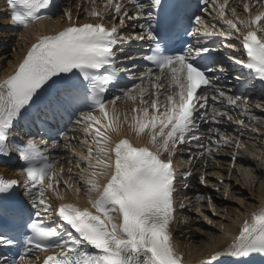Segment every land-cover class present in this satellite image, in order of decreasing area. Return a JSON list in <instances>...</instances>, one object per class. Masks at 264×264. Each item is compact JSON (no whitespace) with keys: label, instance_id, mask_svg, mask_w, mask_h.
<instances>
[{"label":"snow or ice","instance_id":"snow-or-ice-1","mask_svg":"<svg viewBox=\"0 0 264 264\" xmlns=\"http://www.w3.org/2000/svg\"><path fill=\"white\" fill-rule=\"evenodd\" d=\"M90 2L93 7L88 15L98 22L69 23L56 34L38 36L15 70L0 80V158L18 153L24 162L21 175L31 183L25 195L31 198L35 209L34 218L26 223L22 213L9 211L2 205L0 216H10L14 223L23 224L30 231L25 237L30 248L50 253L42 258L41 264H183V257L172 242L170 227L176 190L173 156L178 145L200 139L195 134L196 120L206 119V113L199 110L206 108L209 89L214 87L208 76L213 69L201 61L212 49L189 46L180 53L169 54L171 33L178 25L167 20L161 22L163 0H151L147 8L142 0H128L135 9L132 13L122 0H103V7L99 9L96 0ZM204 2V11H207L209 0ZM7 4L11 21L27 28L43 19L38 13L50 9L53 0H7ZM229 5L230 0L222 3L211 0V7L223 21L218 33L209 30L199 15L194 16V23L204 29L205 36L218 34L228 39L235 36L246 60L232 57L233 61L264 83V10L253 15L254 10L264 9V0H242L243 12L248 17L245 20H240L237 8ZM174 7L178 19L185 6L182 0H176ZM228 12L234 19L225 18ZM64 16L71 22V11H65ZM106 20L113 21L111 27L106 26ZM126 21L132 22L133 29H141L128 39L151 42L149 54L142 59L154 68L141 73L140 82L125 88L123 97L106 100L117 75L113 69L115 51L125 39L119 32ZM228 47L239 51L236 44ZM219 71L225 69L220 67ZM215 91L218 96H212L213 101L225 97L224 91ZM122 98L134 104L130 119L127 112L121 113L116 107ZM247 99L227 97L229 105H237L241 100L247 105ZM38 102L53 118L60 112L82 106L91 109L82 112L77 120L84 126L85 136L91 138L90 143L88 139L84 141L88 155L80 154V160L87 164L79 175L83 188L74 187L71 175L63 180V168H56L46 155L47 149H42L34 139L26 143L9 142L11 128ZM125 124L138 139L146 135L151 147L135 146L127 137L113 143L112 134H119ZM52 146L57 145L54 142ZM89 169L90 174L85 176ZM103 176L108 179L102 184L100 177ZM200 180L205 182L203 176ZM62 181L66 190L74 188L77 199L83 191L90 207L60 203L55 211L61 224L44 227L52 210L46 193L50 190L64 200V194L59 191ZM19 184L17 179L0 177V197L10 195ZM53 237L59 239L53 240ZM15 243L13 238L0 232V246ZM254 255L264 256V208L253 212L228 249L216 252L206 264H223L219 260L222 256L240 260Z\"/></svg>","mask_w":264,"mask_h":264},{"label":"bare ground","instance_id":"bare-ground-1","mask_svg":"<svg viewBox=\"0 0 264 264\" xmlns=\"http://www.w3.org/2000/svg\"><path fill=\"white\" fill-rule=\"evenodd\" d=\"M63 1H65L64 6L57 9L51 18L19 33L5 27L4 12L0 9V80L5 79L15 70L38 36L53 35L69 26V23L80 25L98 22L88 15L93 7L90 1ZM122 2L130 13L135 11L127 1L122 0ZM219 2L222 3L223 0H219ZM96 7L97 9L102 8L103 0H96ZM229 7L237 8L240 20L248 18L247 14L243 12L242 0H230ZM259 10L263 9L254 10L253 15ZM65 11H71V22L64 16ZM213 16L205 23L209 27L215 25L217 29L221 30L223 21L219 19L217 10L213 12ZM225 18L234 19L230 12ZM105 23L106 26H111L113 21L106 20ZM117 26L119 27V25ZM133 32L137 33L136 28L133 29L132 23L126 21L119 35L122 37L131 36ZM240 35H243V31ZM229 40H231L227 44L229 57L245 59L239 40L235 36ZM229 44H236L239 51L229 48ZM245 97L249 98V102L247 105L242 103L239 106L243 110L240 112L233 111L218 99L215 100L219 103L215 105L217 110H208L206 120L200 123L204 137H200L196 144L187 145L186 149L179 147L176 150L179 156L177 155L175 159L185 161V166L195 177H198L197 181L189 184V191L179 196L178 212L174 215L171 225L172 242L176 251L182 255L183 264H206L216 252H224L238 237L244 221L249 220L253 212L264 208V102H258L255 100L257 97H253V95ZM116 107L121 113L127 112L129 119L131 118V109L134 107L132 102H126L122 98ZM109 109H111L110 104ZM217 113H222L228 119L231 117L229 120H235L237 123L243 120V124L238 123L239 127L242 126V129L240 127L236 131L238 134L231 132L230 128H225L229 138L233 136V139L223 142L224 137L221 132L218 136L219 139L215 136L217 126H213L212 123L223 125L226 122L221 117L217 118ZM96 114L100 115L98 112ZM213 117L215 118L213 119ZM219 128L224 129L222 126ZM124 137H127L135 146L147 145L151 147L147 143L146 135L138 139L134 132L128 129L127 124L123 125L119 134H112V142L115 143ZM86 139L89 140V143L91 142V138L85 136L84 126L75 120L64 140L60 145L52 147L53 151L50 154V162L54 163L58 169L63 168V180H67L69 175L72 176L71 182L74 187H84L83 183L79 181V175L82 169L87 168V164L80 160V154L88 155L87 147L84 144ZM216 143H222L221 147L228 146L227 150L222 151L214 148L213 144ZM208 149L212 150L211 153ZM69 169H71L70 174ZM90 172L89 169L84 175L88 176ZM0 175L19 180L24 193L31 187L25 183L21 171L16 167L0 166ZM201 176L204 177V183L200 180ZM107 177H100L102 184L107 181ZM59 191L64 194V200L58 199L56 194L50 190L46 193L52 210L45 221L59 220L55 210L60 203H75L81 208L90 207L83 191L77 199L74 188L66 190L63 181ZM26 197L33 209L31 198L27 195ZM48 254L50 253H32L18 264H41L42 258ZM257 257L256 264H264V256L258 255ZM219 260H222L223 264H230L236 258L222 256Z\"/></svg>","mask_w":264,"mask_h":264}]
</instances>
